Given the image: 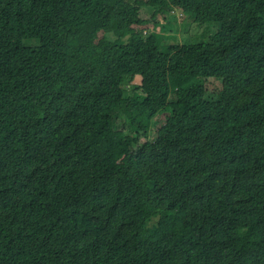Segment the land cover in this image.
I'll return each instance as SVG.
<instances>
[{"label":"trees","instance_id":"1","mask_svg":"<svg viewBox=\"0 0 264 264\" xmlns=\"http://www.w3.org/2000/svg\"><path fill=\"white\" fill-rule=\"evenodd\" d=\"M0 264H264V0H0Z\"/></svg>","mask_w":264,"mask_h":264},{"label":"rangeland","instance_id":"2","mask_svg":"<svg viewBox=\"0 0 264 264\" xmlns=\"http://www.w3.org/2000/svg\"><path fill=\"white\" fill-rule=\"evenodd\" d=\"M147 15H149V13ZM155 21L157 22L158 26H155L150 31L152 32L153 35L156 36V39L158 42L165 40L167 42L174 43L176 40L177 42L180 43V41H183L189 38L187 37V34L188 35L191 34L193 36L191 37V39L192 38L200 39V33L202 32V29H203L202 26L201 27L193 26L189 18L181 16L178 13H171L167 15L166 17L157 15ZM184 28L187 31V34L183 33ZM139 82H140L139 78L136 77L130 80L128 84H126L128 87L130 97H133V94L137 92V90H135V92L133 93L132 89H136ZM211 82L212 83L209 84V95L208 96L214 97L217 94L219 83L214 82V81H211ZM163 121L164 119L162 118V116H159V118H157V121L155 123L156 125L155 128L160 127ZM152 137L153 136H151L150 138L152 139ZM145 140L146 139H141V142L138 144V147L145 145L144 144ZM134 147H137V146L135 145ZM121 155H122L121 159L119 160L118 163H116V167H118L122 163L125 164L129 160L132 159L131 154L129 153V148H126L124 150L122 149Z\"/></svg>","mask_w":264,"mask_h":264}]
</instances>
